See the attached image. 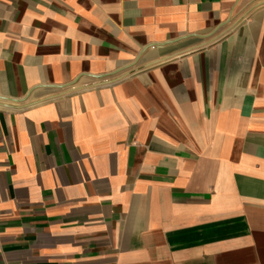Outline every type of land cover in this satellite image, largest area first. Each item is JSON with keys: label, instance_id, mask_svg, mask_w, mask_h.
Returning a JSON list of instances; mask_svg holds the SVG:
<instances>
[{"label": "crops", "instance_id": "0c3cea01", "mask_svg": "<svg viewBox=\"0 0 264 264\" xmlns=\"http://www.w3.org/2000/svg\"><path fill=\"white\" fill-rule=\"evenodd\" d=\"M0 264H264V0H0Z\"/></svg>", "mask_w": 264, "mask_h": 264}]
</instances>
